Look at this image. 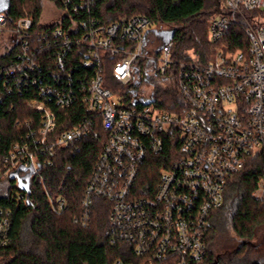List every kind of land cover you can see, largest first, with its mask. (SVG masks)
<instances>
[{"label": "built area", "instance_id": "built-area-1", "mask_svg": "<svg viewBox=\"0 0 264 264\" xmlns=\"http://www.w3.org/2000/svg\"><path fill=\"white\" fill-rule=\"evenodd\" d=\"M97 3H52L55 21L35 32L30 17L10 27L8 11L0 10L5 43L0 58L15 51L11 63L0 65V80L19 76L20 87L33 85V98L23 105L41 116L37 131L0 155V181L15 171L37 176L42 165H53L56 150L89 137L84 122L51 140L58 125L55 111L83 105L101 117L106 140L82 200L81 224L88 222L94 199L101 198L111 204L109 237L133 248L136 261L125 264H197L206 255L211 212L223 205L229 180L256 156L263 160V173L253 196L264 199V0H219L209 42L215 46L239 27L247 48H218L206 64L176 61L173 42L162 44L147 17L103 25L94 15ZM45 41L52 55L42 64L38 55ZM109 58L113 76L125 87L118 93L104 85ZM153 78L164 89H177L183 105L176 112L159 108L153 92L137 94L142 81ZM167 140L179 142L176 158L161 172L154 194L140 196L135 188L143 167L150 155L165 151ZM26 197L12 195L18 203ZM58 205L65 207L62 200ZM11 226V213L0 207V248L10 243Z\"/></svg>", "mask_w": 264, "mask_h": 264}, {"label": "trees", "instance_id": "trees-1", "mask_svg": "<svg viewBox=\"0 0 264 264\" xmlns=\"http://www.w3.org/2000/svg\"><path fill=\"white\" fill-rule=\"evenodd\" d=\"M46 2L59 5V0H5L0 10L8 11L10 27L19 19L30 17L32 31H42L40 21ZM97 4L94 15L103 25L124 17L144 16L156 27L162 44L167 34L174 30L173 58L179 62L206 64L213 60L218 48L228 47L230 51L247 48L239 27H232L217 45L209 42V24L219 11V0H99ZM46 42H40L38 56L42 64L52 55ZM14 54L12 51L0 58V65L11 63ZM113 63L111 58L105 61L104 85L118 93L125 87L122 88L113 76ZM137 66L143 67L141 62ZM19 81V76L0 80V155L7 153L13 144L23 142L41 124V116L23 105L33 98L35 88L33 85L20 87ZM153 94L159 108L166 111L176 112V107L183 105L176 88L158 86ZM55 112L58 125L51 140L84 122L92 133L67 149L56 150L51 158L53 165H42L37 176H16L15 171L7 181H0V207L11 213L12 220L10 243L0 248V264L134 263L133 248L109 237V202L95 198L88 222L81 224L82 200L106 140L101 117L87 112L85 106L79 104ZM96 132L103 134L102 139L95 137ZM178 148V141L167 140L163 153L148 157L135 188L140 196L154 194L161 172L175 160ZM262 173L263 160L256 156L249 159L241 173L229 180L223 205L209 217L206 255L197 264H264V260L252 257L248 244L264 226V202L253 196ZM27 185L29 193L25 190ZM16 191L25 193L27 201L18 203L12 199ZM58 200L64 201V208L59 209ZM229 232L238 239L236 247L223 240Z\"/></svg>", "mask_w": 264, "mask_h": 264}, {"label": "rangeland", "instance_id": "rangeland-1", "mask_svg": "<svg viewBox=\"0 0 264 264\" xmlns=\"http://www.w3.org/2000/svg\"><path fill=\"white\" fill-rule=\"evenodd\" d=\"M5 0H0V6ZM58 11L56 8L53 6L52 3L46 2L44 5V12L42 15V19L40 21V25L44 27V25H48L53 23L57 17ZM4 41H0V50L4 46L5 43ZM158 86H162V83L157 79H150L148 82L142 81V83L138 86L137 91L139 95H149L152 92L155 91V89ZM264 202V199H260ZM236 235L232 232H229L228 235L224 237V242L232 244V247H236L237 244H239L238 239H236ZM248 244L250 245V248L252 249V257L256 259L257 261H263L264 260V226L260 227L256 233V237L249 241ZM217 251V250H216Z\"/></svg>", "mask_w": 264, "mask_h": 264}, {"label": "water", "instance_id": "water-1", "mask_svg": "<svg viewBox=\"0 0 264 264\" xmlns=\"http://www.w3.org/2000/svg\"><path fill=\"white\" fill-rule=\"evenodd\" d=\"M174 34H175L174 30H172V32L170 31L169 34H167V37L164 38V45L168 44L173 39ZM151 103H152V101H147L144 104L149 105ZM25 190L29 193V186L28 185L25 187Z\"/></svg>", "mask_w": 264, "mask_h": 264}]
</instances>
